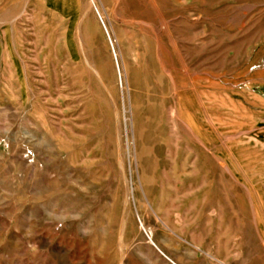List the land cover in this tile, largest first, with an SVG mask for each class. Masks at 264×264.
Returning <instances> with one entry per match:
<instances>
[{"label":"rangeland","instance_id":"obj_1","mask_svg":"<svg viewBox=\"0 0 264 264\" xmlns=\"http://www.w3.org/2000/svg\"><path fill=\"white\" fill-rule=\"evenodd\" d=\"M0 264H264V0H0Z\"/></svg>","mask_w":264,"mask_h":264}]
</instances>
